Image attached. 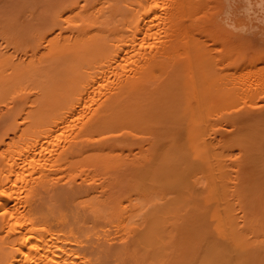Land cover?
Here are the masks:
<instances>
[{
    "label": "bare ground",
    "instance_id": "1",
    "mask_svg": "<svg viewBox=\"0 0 264 264\" xmlns=\"http://www.w3.org/2000/svg\"><path fill=\"white\" fill-rule=\"evenodd\" d=\"M0 264H264V0H0Z\"/></svg>",
    "mask_w": 264,
    "mask_h": 264
}]
</instances>
